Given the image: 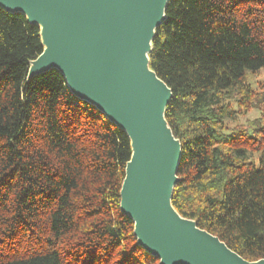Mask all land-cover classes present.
Here are the masks:
<instances>
[{
  "label": "trees",
  "instance_id": "1",
  "mask_svg": "<svg viewBox=\"0 0 264 264\" xmlns=\"http://www.w3.org/2000/svg\"><path fill=\"white\" fill-rule=\"evenodd\" d=\"M40 30L0 7V264H159L121 210L127 134L51 70ZM150 66L182 145L172 204L247 261L264 259V0H173ZM252 109L261 116L229 126Z\"/></svg>",
  "mask_w": 264,
  "mask_h": 264
},
{
  "label": "water",
  "instance_id": "2",
  "mask_svg": "<svg viewBox=\"0 0 264 264\" xmlns=\"http://www.w3.org/2000/svg\"><path fill=\"white\" fill-rule=\"evenodd\" d=\"M172 1L0 0V7L40 30L43 51L28 79L57 70L130 139L121 210L139 246L159 264H264L245 260L172 204L182 145L165 118L172 90L149 59Z\"/></svg>",
  "mask_w": 264,
  "mask_h": 264
},
{
  "label": "rangeland",
  "instance_id": "3",
  "mask_svg": "<svg viewBox=\"0 0 264 264\" xmlns=\"http://www.w3.org/2000/svg\"><path fill=\"white\" fill-rule=\"evenodd\" d=\"M249 82H250L253 90H255V92H257L258 94H263L264 93V69L261 70L254 77H251L249 79ZM261 113H262L261 109L249 110V111L245 112L244 114H242L241 116H239V118H238L236 123L230 122L229 126L232 127V126H234L236 124L248 125L249 122L253 121L254 119H256L258 117H260Z\"/></svg>",
  "mask_w": 264,
  "mask_h": 264
}]
</instances>
